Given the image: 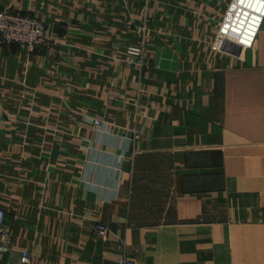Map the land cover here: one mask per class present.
I'll use <instances>...</instances> for the list:
<instances>
[{"label":"crops","instance_id":"0c3cea01","mask_svg":"<svg viewBox=\"0 0 264 264\" xmlns=\"http://www.w3.org/2000/svg\"><path fill=\"white\" fill-rule=\"evenodd\" d=\"M148 1L155 26L146 68L138 75L120 62L119 105L94 104L97 115L117 114V127L97 130L81 114L65 153L54 142L36 145L31 130L14 128L22 142L2 141L0 264H119L124 256L134 264H264V0ZM107 5L0 0V9L42 18L54 40L66 31L71 40L97 27L105 32ZM225 26L243 32L228 40ZM55 42L41 53L0 46L2 99L17 98L15 87L25 85L17 79L26 77L47 90L69 84L78 91L80 82L89 94L111 86L104 59L101 72L74 67L72 82L63 71L51 74L54 62L79 59ZM140 160L154 171L140 170ZM98 221L110 228L108 238L94 234Z\"/></svg>","mask_w":264,"mask_h":264},{"label":"rangeland","instance_id":"374dc122","mask_svg":"<svg viewBox=\"0 0 264 264\" xmlns=\"http://www.w3.org/2000/svg\"><path fill=\"white\" fill-rule=\"evenodd\" d=\"M106 1L108 4L107 6H109L112 10V18L109 23V29L105 32H101L100 28L97 27L98 32L93 31V35H80L73 38L72 40L71 37L67 35L68 31H66V34H63L60 37H56L55 40L57 39L60 43L63 41L64 44H67V47L70 48V57L78 55L77 57L79 59L74 62L77 63L76 65H73L69 58L65 59V66L64 62L63 66H60L59 64L54 62V64H51L49 70L50 72H52L51 74L57 71H63L62 75L67 78L68 82H72L71 79H75L72 74V70L74 67L79 68L80 72L81 70L82 72L84 70H87V68H89L88 72H90V70L101 72L102 66L99 62L104 59L111 65V86L109 88H106L105 91L101 88V92L99 93H94V88L93 92L90 91L89 94H85V85L83 89L80 82L78 91L76 88L72 90L73 86H70L69 84L62 89L63 91H61L60 88L47 90L44 85L41 86L36 83H28L27 77L25 79H17V81H19L20 83L25 84L15 87L17 89V92L19 91V94H17V98L14 96L15 99L6 101L2 99V96L0 95V136H6L5 138L0 137L1 150H4L5 148L2 141L6 142L7 137L10 138L11 141H23L20 136H25V134L14 133V128H16L17 130H31L30 139L35 140L39 137L37 141H34L36 145L39 143V141L41 143L45 140L48 141V143L54 142L58 146V153H65L67 144L71 141L72 138L71 128L75 123L81 120V114H83L84 120L86 119V115H88L90 117L88 118V120H90L93 128L97 130L99 129L100 131L104 130L103 126L108 127V125H110L111 128L118 126L119 118L117 114L115 116L114 112L112 111L109 116L104 117L102 115H97L95 114V112L98 110V106L94 104H98V102H105V105H107L109 102H111L113 103V106L119 105L118 99L121 86L118 81V65L120 62H123L129 70L133 69L137 71L136 74H141L144 68H146L145 54L151 39L155 23L152 19V16L150 15L148 0H141L139 3L136 1L129 2L130 0ZM94 2H96V0H94ZM3 9L10 8H2L0 10ZM241 10L242 11L240 12H245L244 8H242ZM23 13L26 16L34 17L44 22L47 29V40L45 41V43L34 47V49H31L30 44L19 41L6 43L0 37V46L18 44L27 46L29 51L32 53H41L45 49H50L56 42L53 37L50 38V32L46 21L35 16L32 13ZM125 28L127 31L125 30ZM82 29V27H79L78 29L76 28L75 31L77 30L78 33H81ZM223 32H228L226 33V35L228 36L227 39L233 40L237 38L234 35L241 34L243 30L235 27L232 32H229V26H225ZM124 43L127 44L126 58H124V56H120L122 55L120 46L124 45ZM135 48L138 51V55L131 56L130 52ZM75 50H77L79 53L73 54ZM80 52L84 53V55L81 56ZM85 75L86 73L83 74V76ZM131 87H134V85H132ZM44 91H48V94L51 96V98H48V96L44 94ZM72 91L75 93L79 92V94L84 95L83 97L87 96V98L89 99L87 100V102H85L84 100H77L75 97L76 95H74ZM92 93L94 94L91 95ZM89 104H93V107H91ZM54 108H56L57 111L60 110V114L58 113L56 117L51 116V111L54 110ZM100 110L101 109H99V113H101ZM141 129H136L133 135L129 137L131 144L135 145L138 141L141 140ZM11 130L13 131L11 132ZM80 136L82 135L80 134ZM99 137L100 135H98V138ZM96 141H98V139H96ZM83 142L84 146H86L87 142ZM99 148L101 147L98 146V149ZM99 157L101 159L102 156ZM97 162L101 163V160L97 161L95 159L96 164ZM150 163V160H140L139 169L141 170L143 168L145 170L154 171L156 165L151 166ZM138 175L151 176L146 174L145 172H138ZM9 238L10 236L8 237V240Z\"/></svg>","mask_w":264,"mask_h":264},{"label":"built area","instance_id":"2783aa9c","mask_svg":"<svg viewBox=\"0 0 264 264\" xmlns=\"http://www.w3.org/2000/svg\"><path fill=\"white\" fill-rule=\"evenodd\" d=\"M47 29L42 20L26 16L23 12L12 9L0 10V37L6 43L19 41L30 44L31 49L44 44L47 40ZM131 56H137V49L130 52ZM6 213L0 208V231L5 230ZM93 232L96 236L108 238L111 231L108 225L96 222ZM118 245L125 246V241L119 240ZM29 255L24 252L22 262H29ZM119 264H134L129 256H124L118 260Z\"/></svg>","mask_w":264,"mask_h":264}]
</instances>
